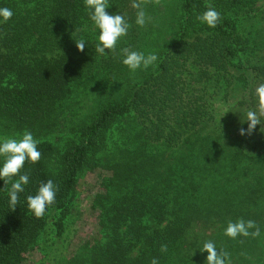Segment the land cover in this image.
<instances>
[{
    "label": "trees",
    "instance_id": "1",
    "mask_svg": "<svg viewBox=\"0 0 264 264\" xmlns=\"http://www.w3.org/2000/svg\"><path fill=\"white\" fill-rule=\"evenodd\" d=\"M108 3L130 27L115 54L100 55L84 0H0L13 12L0 18V142L27 130L41 152L21 169L29 182L14 210L18 177L0 179V264L40 254L34 264H207L209 240L231 264H264V121L239 132L264 84V0H160L144 6V27L132 0ZM209 5L221 14L215 28L196 19ZM126 47L157 62L133 73ZM98 170L104 184L137 189L119 192L90 252L58 255L81 216L80 175ZM49 179L56 201L36 218L27 197ZM241 218L260 236H226Z\"/></svg>",
    "mask_w": 264,
    "mask_h": 264
},
{
    "label": "clouds",
    "instance_id": "2",
    "mask_svg": "<svg viewBox=\"0 0 264 264\" xmlns=\"http://www.w3.org/2000/svg\"><path fill=\"white\" fill-rule=\"evenodd\" d=\"M86 8L89 10L90 19L94 22L99 30L96 52L100 55H105L106 50L115 54L116 46L121 37L127 35L130 27L127 19L123 14H109L106 9L109 7L108 0H84ZM148 3L160 4V0H132L131 7L136 9V24L144 27L150 22L151 17L146 15L144 6ZM13 16L11 9L4 7L0 8V18L3 22H7ZM201 23L215 28L221 20V14L211 5L207 6V10L196 17ZM86 42L81 39L76 41V47L83 52ZM124 57L122 63L126 65L133 73L140 68L147 69L149 66H154L157 62L155 53L145 56L143 52L133 51L129 48L120 50ZM255 94L258 99L255 110H250L246 114L248 127L245 130H239L240 135H251L258 124L264 121V84H260L255 89ZM39 141L34 138L31 131H25L22 137L17 140L8 138L0 142V156L4 157L3 166L0 167V179L7 184L13 181L14 177H18L11 183L9 190V205L12 210L15 209L19 202L18 193L24 191V185L28 184L29 176L27 173L20 174L26 161L37 163L41 158V152L37 145ZM57 186L49 179L47 182H42L39 186L36 195L27 197L28 208L36 218H42L46 208L53 205L56 201ZM224 234L229 238L236 239L238 236L257 238L260 236V228L254 220L245 221L243 218L237 221H229L224 230ZM243 241H241L242 243ZM201 252L208 253L206 257L207 264H231L230 253L224 249H218L216 244L209 240L206 241ZM161 252L167 251V245H161ZM151 264H159L157 258H153Z\"/></svg>",
    "mask_w": 264,
    "mask_h": 264
},
{
    "label": "rangeland",
    "instance_id": "3",
    "mask_svg": "<svg viewBox=\"0 0 264 264\" xmlns=\"http://www.w3.org/2000/svg\"><path fill=\"white\" fill-rule=\"evenodd\" d=\"M98 94L96 91L90 96ZM229 105L225 106L227 109ZM102 172H92L89 173L84 171L80 175V182L76 188V202L82 205L81 212L78 213L80 219L77 224L73 226L72 234L69 240V244L66 249L58 252V255H62L65 251L66 253L70 251H75L78 249L81 252H90L89 246H86L89 242L93 240H99L103 235L104 226H102V221L106 218L108 209H111L114 205V201L118 196L119 192L136 190L137 186H119L113 187L104 184L100 180V174ZM136 187V188H135ZM139 187V186H138ZM98 200L99 202H97ZM94 205L96 207H94ZM93 206V209L91 208ZM97 208V211L95 210ZM96 238V239H95ZM70 253H68L70 255ZM88 255L90 253H87ZM42 255L38 256L37 259L33 260L34 263L39 262ZM33 263V264H34Z\"/></svg>",
    "mask_w": 264,
    "mask_h": 264
}]
</instances>
